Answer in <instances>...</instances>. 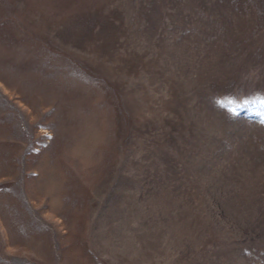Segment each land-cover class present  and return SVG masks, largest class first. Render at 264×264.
I'll use <instances>...</instances> for the list:
<instances>
[{
	"label": "rangeland",
	"instance_id": "374dc122",
	"mask_svg": "<svg viewBox=\"0 0 264 264\" xmlns=\"http://www.w3.org/2000/svg\"><path fill=\"white\" fill-rule=\"evenodd\" d=\"M264 0H0V264H264Z\"/></svg>",
	"mask_w": 264,
	"mask_h": 264
},
{
	"label": "snow or ice",
	"instance_id": "6c2138e0",
	"mask_svg": "<svg viewBox=\"0 0 264 264\" xmlns=\"http://www.w3.org/2000/svg\"><path fill=\"white\" fill-rule=\"evenodd\" d=\"M261 122H264V120H262Z\"/></svg>",
	"mask_w": 264,
	"mask_h": 264
}]
</instances>
